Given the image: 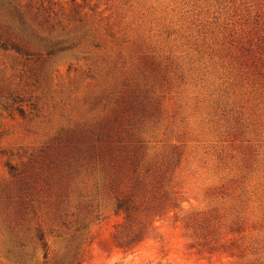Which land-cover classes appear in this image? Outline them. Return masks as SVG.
<instances>
[{
	"label": "rangeland",
	"instance_id": "374dc122",
	"mask_svg": "<svg viewBox=\"0 0 264 264\" xmlns=\"http://www.w3.org/2000/svg\"><path fill=\"white\" fill-rule=\"evenodd\" d=\"M0 264H264V0H0Z\"/></svg>",
	"mask_w": 264,
	"mask_h": 264
}]
</instances>
